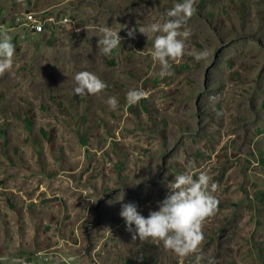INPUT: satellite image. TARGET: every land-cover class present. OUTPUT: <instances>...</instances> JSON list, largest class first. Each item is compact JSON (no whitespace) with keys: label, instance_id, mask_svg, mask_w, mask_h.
Returning a JSON list of instances; mask_svg holds the SVG:
<instances>
[{"label":"rangeland","instance_id":"1","mask_svg":"<svg viewBox=\"0 0 264 264\" xmlns=\"http://www.w3.org/2000/svg\"><path fill=\"white\" fill-rule=\"evenodd\" d=\"M181 2L0 0V34L15 45L0 75V257L58 250L84 264H195L160 241H132L119 215L129 202L145 217L158 211L191 161L194 180L206 172L218 186L201 264H264V0H196L185 54L161 77L151 56L159 33L127 31L162 23ZM29 11L72 21L35 34L21 17ZM100 26L122 38L110 54L97 47ZM81 71L107 87L76 95ZM133 89L144 96L130 105Z\"/></svg>","mask_w":264,"mask_h":264},{"label":"clouds","instance_id":"2","mask_svg":"<svg viewBox=\"0 0 264 264\" xmlns=\"http://www.w3.org/2000/svg\"><path fill=\"white\" fill-rule=\"evenodd\" d=\"M196 0H183L175 4L164 14L162 23H151L139 28L133 27L127 31L128 38L134 39L135 33L147 38L151 33L155 36L151 56L161 65L160 76H169V61H177L185 54V44L182 38H187L189 32L181 31L195 13ZM98 32L99 52L110 54L121 44L119 32L108 26H100ZM15 45L7 34H0V75L9 71L13 66ZM205 52L196 55V59H203ZM74 93L78 96L96 95L102 93L107 87L106 83L97 75L89 71H81L74 76ZM144 96L142 89L129 90L126 94L128 104L137 103ZM107 103L114 109L118 105L115 97H109ZM188 171L176 175L169 184L171 193L158 203V211H150L148 216H143L138 211L134 202L122 204L120 217L125 221L126 230L131 233L132 241L147 242L149 239L160 241L166 251H171L180 258L194 256L195 264H201L205 255L201 244L205 239L202 225L206 218L212 216L219 204L213 195L218 186L211 182V177L206 172H199L198 178L193 179V162L189 161ZM133 226H135L133 228ZM75 257L64 258L63 264H73ZM0 264H24L22 258L9 260L0 257ZM207 264H219L215 257H208Z\"/></svg>","mask_w":264,"mask_h":264},{"label":"crops","instance_id":"3","mask_svg":"<svg viewBox=\"0 0 264 264\" xmlns=\"http://www.w3.org/2000/svg\"><path fill=\"white\" fill-rule=\"evenodd\" d=\"M25 252L21 253V255L16 258H22L24 260V264H63L64 258L67 257H75L73 260V264H84V256L80 255L77 252L67 253L61 251H38L37 253H33L24 250ZM14 258V259H16Z\"/></svg>","mask_w":264,"mask_h":264},{"label":"built area","instance_id":"4","mask_svg":"<svg viewBox=\"0 0 264 264\" xmlns=\"http://www.w3.org/2000/svg\"><path fill=\"white\" fill-rule=\"evenodd\" d=\"M42 16H43L42 13L37 14L33 11L23 12L21 14V17L26 19L25 21H23L24 25H27L28 27H30V29L35 34H42L46 32L47 30L46 22H54L56 24L65 25L72 21L71 18L68 16L60 17L59 19H55L54 17H48L47 19H43ZM0 27H2L1 24H0Z\"/></svg>","mask_w":264,"mask_h":264}]
</instances>
